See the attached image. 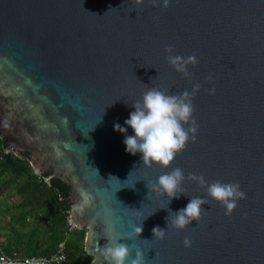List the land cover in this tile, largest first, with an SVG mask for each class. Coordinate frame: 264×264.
Here are the masks:
<instances>
[{
    "label": "water",
    "instance_id": "1",
    "mask_svg": "<svg viewBox=\"0 0 264 264\" xmlns=\"http://www.w3.org/2000/svg\"><path fill=\"white\" fill-rule=\"evenodd\" d=\"M156 4L0 0L3 151L27 158L59 190L70 220L86 228L89 264H107L108 239L126 237L146 217L139 237L121 240L134 246L126 264L135 246L146 264H264V0ZM169 46L197 57L189 77L168 63ZM195 83L196 140L168 168L125 150L134 132L124 121L149 87L179 94ZM174 168L184 171L185 194L169 203L166 194L149 193L147 181ZM189 173L209 184L238 182L245 198L225 215ZM197 196L209 201L199 223L167 229L168 209ZM156 226L167 230L163 239L154 238Z\"/></svg>",
    "mask_w": 264,
    "mask_h": 264
},
{
    "label": "clouds",
    "instance_id": "2",
    "mask_svg": "<svg viewBox=\"0 0 264 264\" xmlns=\"http://www.w3.org/2000/svg\"><path fill=\"white\" fill-rule=\"evenodd\" d=\"M140 2L141 0H137V3ZM164 4L167 6L168 0H164ZM153 6H157L156 0H153ZM166 52L168 63L185 77H189L191 74L187 66L196 65L197 57L174 55V49L171 46L166 48ZM200 87L199 83H195L192 91L184 90L179 94H168L155 87H149L143 94L142 100L133 103L135 111H132L129 118L124 121L125 125L130 126L134 132V135L125 136L123 141L126 145L125 150L132 155L141 153L144 165L151 166L156 163L163 168H168L176 156L186 148L187 143L190 140L192 142L196 140L198 125L193 116L195 108L192 98ZM209 92L214 93V89H210ZM185 125L188 126L185 127ZM114 130L127 133V128L119 123L114 124ZM96 171L98 172L97 169ZM187 179L197 181L202 187L206 186L207 195L225 208V215H231L237 207V201L245 198V193L240 189L238 182L225 183L217 180L209 184L202 175L197 176L192 173L188 174ZM184 181L183 169L174 168L160 175L154 182L147 181V187L150 189L149 193L154 191L166 194L170 203L172 198H178L180 193H184L181 188ZM90 203V195L84 194V205ZM204 204H209L208 199L197 196L191 197L190 202L182 209L175 212L168 209L167 229L169 225L176 229H185L193 220L199 223L202 212L208 211L202 207ZM143 220L139 225L133 226L132 232L126 237L115 241L108 239V243L104 246L107 264H126V261H129L134 246L121 240L131 239L133 236L139 237L143 231ZM152 231L154 238L157 239H163L167 233V230L159 226L154 227ZM184 243L187 247L191 242L185 238ZM135 248V257L130 259L129 264H146L144 251L139 246Z\"/></svg>",
    "mask_w": 264,
    "mask_h": 264
},
{
    "label": "trees",
    "instance_id": "3",
    "mask_svg": "<svg viewBox=\"0 0 264 264\" xmlns=\"http://www.w3.org/2000/svg\"><path fill=\"white\" fill-rule=\"evenodd\" d=\"M10 177L1 186L13 184L23 178L20 201L14 205L6 224L14 233L13 240L2 244L0 253L18 257L49 256L64 243L66 262L63 264H89L91 256L83 248L84 231H66L67 211L59 200V190L53 188L42 175H35L27 158H19L13 151L5 152L0 141V174ZM29 216L36 218L29 233H23L15 224L23 225Z\"/></svg>",
    "mask_w": 264,
    "mask_h": 264
},
{
    "label": "rangeland",
    "instance_id": "4",
    "mask_svg": "<svg viewBox=\"0 0 264 264\" xmlns=\"http://www.w3.org/2000/svg\"><path fill=\"white\" fill-rule=\"evenodd\" d=\"M33 173L37 175L35 170ZM38 176V175H37ZM10 177L8 173L0 174V183L3 185L5 180ZM23 183V178L17 179L13 184L4 185L0 187V248L2 249V244L7 243L8 241L13 240L14 233L11 231L10 227L6 224V219L10 217V212L14 208L20 199L21 194L20 185ZM36 218L29 216L26 218V222L23 225L15 224V227L19 231L29 233L30 230L35 226ZM86 232V228L83 227L80 232Z\"/></svg>",
    "mask_w": 264,
    "mask_h": 264
},
{
    "label": "built area",
    "instance_id": "5",
    "mask_svg": "<svg viewBox=\"0 0 264 264\" xmlns=\"http://www.w3.org/2000/svg\"><path fill=\"white\" fill-rule=\"evenodd\" d=\"M66 231L81 230L83 228L75 226L70 220V215L67 213L65 217ZM64 243L59 244V249L56 253L49 256H32V257H18L16 252L10 254L0 253V264H63L66 262V255L64 253Z\"/></svg>",
    "mask_w": 264,
    "mask_h": 264
},
{
    "label": "flooded vegetation",
    "instance_id": "6",
    "mask_svg": "<svg viewBox=\"0 0 264 264\" xmlns=\"http://www.w3.org/2000/svg\"><path fill=\"white\" fill-rule=\"evenodd\" d=\"M0 141L2 142L3 140L1 139V137H0ZM10 151H12V150H7V151H5V152H10Z\"/></svg>",
    "mask_w": 264,
    "mask_h": 264
}]
</instances>
